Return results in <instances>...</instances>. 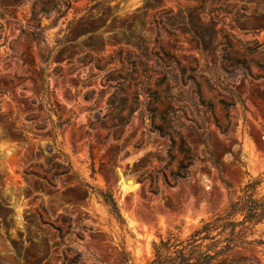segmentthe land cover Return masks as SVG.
Returning a JSON list of instances; mask_svg holds the SVG:
<instances>
[{
    "label": "rangeland",
    "instance_id": "1",
    "mask_svg": "<svg viewBox=\"0 0 264 264\" xmlns=\"http://www.w3.org/2000/svg\"><path fill=\"white\" fill-rule=\"evenodd\" d=\"M57 1L43 0L39 36L30 21L33 0H0V264H37L38 257L61 264L67 246L68 257L81 253L79 264H147L162 237L187 234L223 212L248 182L261 180L264 193V104L250 94L264 87L254 63L264 62V30L245 33L235 21L254 15L264 25V0L246 9L232 0L235 9L216 25L211 5L197 0H72L69 9H51ZM223 28L263 43V53H244L240 44L224 53ZM93 57L111 59L107 68L127 86L109 87L115 82ZM92 89L94 98L85 99ZM232 92L242 102L226 111L221 100L231 102ZM112 94L115 106L126 99L122 113L108 105ZM227 112L223 133L215 118L223 122ZM182 137L200 159L188 178L169 184L162 173L184 159ZM206 145L220 157L221 173L204 158ZM54 154L51 165L67 159L72 170L48 181L26 173ZM157 170L155 193L138 177ZM100 191L113 194L124 223ZM255 237L264 239V223ZM217 264H264V245L232 251Z\"/></svg>",
    "mask_w": 264,
    "mask_h": 264
},
{
    "label": "trees",
    "instance_id": "2",
    "mask_svg": "<svg viewBox=\"0 0 264 264\" xmlns=\"http://www.w3.org/2000/svg\"><path fill=\"white\" fill-rule=\"evenodd\" d=\"M201 2L202 5L210 4V16L211 22L216 25L215 19H218L220 14L223 12L225 14H231L236 7V3H233L232 0H197ZM243 9L247 8V5L252 3L250 0H242ZM43 0H33L32 4V14L30 21L33 22L35 28L34 33L39 36L44 35V29L41 27L39 14H46L48 9L45 8L42 4ZM65 4L66 9H69L72 3V0H58L53 2L51 9L57 8L60 4ZM243 19V22L240 20ZM236 21V28L241 29L245 33H258L264 30V25L261 18L254 15L242 14L239 16ZM0 38L2 37V27H0ZM209 31L215 33V27H210ZM222 41L220 46L222 47L224 53L227 50L235 49L238 44L241 45V50L247 54H262L263 53V43L258 42L257 40H248L241 41L236 39L235 35L224 28L221 29ZM236 39V43L234 40ZM225 57V56H224ZM91 61L95 63L98 69H106L107 66L112 62L111 59L105 57H93ZM256 68L259 73L257 74V79L261 78V73L264 75V62L254 61ZM236 66H243L246 70L249 68L245 65V62L235 60ZM107 70V82L114 81L115 85H109V87H115L117 89H122L124 86H127L124 81H121L123 78L120 74L115 75L116 70L106 69ZM102 92L99 93V96ZM233 99L231 102H228L224 99L221 100L226 111L229 110L236 102H242L241 97L232 92ZM250 94L256 99L260 100L264 104V87L254 88ZM96 91L94 89L88 91L85 95V99L89 100L94 98ZM114 94H112L108 100V105L114 107ZM126 99L122 98L119 102V105L115 106V110L118 113H122L125 107ZM90 111H93V108H89ZM134 112L133 108H130L128 111L127 117L122 115L118 118V125L123 124L129 120L131 114ZM96 113H101L97 111ZM97 120L99 116L95 114ZM225 121L221 122L219 119L215 118L216 125L220 130L225 133L228 131L231 120L230 113L227 112L224 115ZM66 121H59L57 124L58 127H61ZM93 121L90 122V125H93ZM180 151L184 154V159L181 160L178 164L177 170L170 171L169 174L162 173L164 181L170 183V178L174 184L177 183L180 179H186L190 176V166L193 164L194 159H200L197 154H192L191 151L186 147L185 139L181 138ZM172 140L171 146L174 145ZM206 144V141H204ZM54 144L48 145V151L54 153L56 151ZM206 153H208V160L218 169L221 173V159L213 151H211L206 145ZM230 154L236 161H239L238 154H234L230 151ZM169 160L173 161L174 156L169 153ZM54 158H58L56 154L53 155V158L47 160L46 165L34 162L31 163L27 169L26 173L31 177L42 178L46 181L53 180L59 174H66L72 170V165L67 159H59L55 163H52ZM50 166L55 167L58 171L50 173ZM161 172L159 170L155 173L148 175L142 174L138 177L139 181L143 185H148L150 192L157 193V183L158 177ZM50 176V177H49ZM261 180H253L248 182L242 189L241 194L237 195L235 199L231 200L229 206L226 210L208 219H204L200 222L199 225L194 227L189 233L183 234L181 229L176 232H170L167 236L162 237L159 242H156L154 245V256L147 264H217L231 253L237 249H243L248 246L257 244L264 245V239L262 237L256 238L255 231L258 225L264 223V193H258V186L260 185ZM156 188V189H155ZM100 196L102 197V202L109 208V211L115 216V218L120 222L124 223V219L120 213L119 207L113 197V194L110 192L100 191ZM45 210V209H44ZM62 221L65 223L67 220L65 217H62ZM60 234L62 230L60 227H57ZM71 225L68 226V232L71 230ZM71 248L67 246L63 252V261L61 264H79L82 260V255L80 252H76L74 255L68 257L66 252H69ZM20 260L21 256H17ZM47 257H44L42 261H39L38 257L37 264H50L45 260ZM127 262V260H126ZM21 264V263H19ZM127 264V263H126Z\"/></svg>",
    "mask_w": 264,
    "mask_h": 264
},
{
    "label": "water",
    "instance_id": "3",
    "mask_svg": "<svg viewBox=\"0 0 264 264\" xmlns=\"http://www.w3.org/2000/svg\"><path fill=\"white\" fill-rule=\"evenodd\" d=\"M128 182L130 183V182H132V180H129Z\"/></svg>",
    "mask_w": 264,
    "mask_h": 264
}]
</instances>
